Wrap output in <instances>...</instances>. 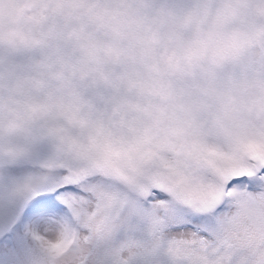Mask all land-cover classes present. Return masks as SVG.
Masks as SVG:
<instances>
[{"label": "clouds", "instance_id": "clouds-1", "mask_svg": "<svg viewBox=\"0 0 264 264\" xmlns=\"http://www.w3.org/2000/svg\"><path fill=\"white\" fill-rule=\"evenodd\" d=\"M249 141H264V0H0V150L104 189L26 226L20 264H165L152 190L210 218L180 255L264 264V186L224 192L213 170Z\"/></svg>", "mask_w": 264, "mask_h": 264}, {"label": "snow or ice", "instance_id": "snow-or-ice-1", "mask_svg": "<svg viewBox=\"0 0 264 264\" xmlns=\"http://www.w3.org/2000/svg\"><path fill=\"white\" fill-rule=\"evenodd\" d=\"M244 157L221 156L220 163L214 166V172L220 182H223L224 192L236 189L256 191L264 186V141H249L242 145ZM30 161L18 156L9 146L7 152L0 150V258L4 264H20V240L25 235V229L33 231L44 227H55L67 221L70 209L76 204H82L88 193L82 186H101L99 177L89 178L86 182L74 184L69 182L67 175L61 177H36L30 170ZM92 190H96L93 188ZM119 199L124 194L119 190L112 192ZM159 202L164 205L157 209L160 215L159 226L162 237L170 234L171 239L164 244H171L177 251V256L168 259L165 264H196L195 261L180 255L184 232L198 233L207 236L210 218L193 216L184 208L172 204L166 196L156 190L144 201ZM144 211V208H137ZM223 206L216 211H223ZM63 243L51 246V250L59 252Z\"/></svg>", "mask_w": 264, "mask_h": 264}, {"label": "rangeland", "instance_id": "rangeland-1", "mask_svg": "<svg viewBox=\"0 0 264 264\" xmlns=\"http://www.w3.org/2000/svg\"><path fill=\"white\" fill-rule=\"evenodd\" d=\"M0 264H4V262H3V259H2V258H0Z\"/></svg>", "mask_w": 264, "mask_h": 264}]
</instances>
